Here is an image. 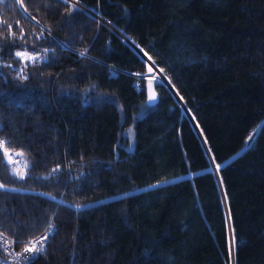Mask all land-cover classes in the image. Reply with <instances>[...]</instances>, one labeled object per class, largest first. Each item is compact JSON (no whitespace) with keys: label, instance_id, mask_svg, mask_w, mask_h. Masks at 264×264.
I'll return each instance as SVG.
<instances>
[{"label":"trees","instance_id":"obj_1","mask_svg":"<svg viewBox=\"0 0 264 264\" xmlns=\"http://www.w3.org/2000/svg\"><path fill=\"white\" fill-rule=\"evenodd\" d=\"M75 1L94 14L0 3V138L25 174L0 157V236L53 233L31 264H264V0ZM150 65L175 92L153 80V106Z\"/></svg>","mask_w":264,"mask_h":264},{"label":"snow or ice","instance_id":"obj_2","mask_svg":"<svg viewBox=\"0 0 264 264\" xmlns=\"http://www.w3.org/2000/svg\"><path fill=\"white\" fill-rule=\"evenodd\" d=\"M3 0H0V3H2ZM21 4L23 2V0H20ZM59 2L64 3L66 5L71 6V0H59ZM79 5L77 4L73 10H78ZM34 19V17L32 18ZM11 28V26L9 25V29ZM11 35H15V33H11ZM22 38V37H21ZM41 37L38 36L37 39H40ZM47 49H43V55L41 56L39 53L37 54H32L31 52H28L27 50L25 51H19L15 53V57L19 58L20 60L24 61L23 67L19 68V70L17 71V79L20 80H27L28 77L24 74V68H26L28 66L29 63L35 64L37 62H41V63H47L48 62V56H47ZM80 55H85V53H80ZM145 56H147L148 60H152L151 56H148V54L145 52L144 53ZM9 67H12L11 65H9ZM147 72L148 73H152L153 72V66H148L147 68ZM159 72H163V69H159ZM136 75H141L140 73H137ZM163 79V78H160ZM153 80H157L156 76H152L151 78L148 79V84H147V89L146 90H151L152 89V81ZM157 99L156 95L154 92L149 91L148 94V101L152 102L155 101ZM252 136L250 135L248 137V141L252 140ZM9 141H6L2 138H0V157H7V161L9 163H11L13 161V155H12V150L9 149V147H7V145L9 144ZM16 156H20L23 155V152H16L15 153ZM214 168L216 170H219L221 168V164L215 163L214 164ZM59 171L58 168L53 169L52 172L55 173ZM11 174L13 175L14 178H19L21 180L25 179V174L20 172L18 168H13L11 170ZM51 175V174H50ZM0 190H8L6 189V186L4 183H0ZM53 235V233H49L48 235L39 237L37 238H33L31 240H29L27 243H23L22 241L15 240V241H7L4 240L2 242V244H0V247H3V249L5 251L8 250V248L10 247L11 244H15V243H22L23 245V251L22 252H17L16 253V257L20 258L23 257V260L25 261V264H31V261L33 259V257L41 252L44 251L45 246H46V241L49 239V236ZM234 237L231 241H229V253L231 254L233 247H234Z\"/></svg>","mask_w":264,"mask_h":264},{"label":"built area","instance_id":"obj_3","mask_svg":"<svg viewBox=\"0 0 264 264\" xmlns=\"http://www.w3.org/2000/svg\"><path fill=\"white\" fill-rule=\"evenodd\" d=\"M13 155V161L11 163H9L7 161V157H5V160H6V163L8 165H13V166H20L22 167L23 166V158L21 156H16L14 153H12ZM39 238V237H38ZM37 238V239H38ZM5 239L2 238L0 236V244H2V242L4 241ZM1 250H3V252L5 253V256L0 258V264H23L24 260H23V257H20V258H17L16 257V253L17 252H22L23 251V248L21 250H18V251H14V248H13V245L11 244L10 247L8 248L7 251H5L3 249V247H0Z\"/></svg>","mask_w":264,"mask_h":264},{"label":"water","instance_id":"obj_4","mask_svg":"<svg viewBox=\"0 0 264 264\" xmlns=\"http://www.w3.org/2000/svg\"><path fill=\"white\" fill-rule=\"evenodd\" d=\"M71 1L75 2V4H78V5H79L80 7H82L83 9H85V10L91 12L92 14H94L90 9H87L86 7H84L83 5H81L80 3H78L77 1H75V0H71ZM96 16H97V15H96ZM108 25H109L111 28H113V30H114V31L120 36L121 39L126 40L127 42L130 43V41L126 38L125 34H123L122 32L118 31V30H117L116 28H114L112 25H110V24H108ZM130 44H131V43H130ZM131 45H132V44H131ZM133 46H134V45H133ZM152 66H153V69H154L156 72L159 73L160 78H163V79H161V80L163 81V83L166 84V85L168 86V88H170L171 91L175 94L174 90H173L172 87L169 85V83L167 82V80L163 77V75L157 70V68H156L154 65H152ZM146 89H147V87H146ZM149 91L155 93V95H156V97H157V99H156L155 101H152V102L148 101V94H149ZM146 95H147L146 101H147V104H148V105L153 106L154 104H156V103L158 102L159 96H158V93H157V91L154 89L153 86H152V89H151V90H146Z\"/></svg>","mask_w":264,"mask_h":264},{"label":"rangeland","instance_id":"obj_5","mask_svg":"<svg viewBox=\"0 0 264 264\" xmlns=\"http://www.w3.org/2000/svg\"><path fill=\"white\" fill-rule=\"evenodd\" d=\"M152 76H156L157 79H160V75L158 72H156L154 69H153V74H149L148 75V78H151ZM144 110H141L139 113H138V116H142L144 114ZM125 134L128 136L129 138V148L130 149H133L134 148V129L133 127H130L129 129L125 130ZM11 166V165H10ZM13 166V165H12ZM15 168H18L20 172H24V165L22 167L18 166L15 167Z\"/></svg>","mask_w":264,"mask_h":264}]
</instances>
